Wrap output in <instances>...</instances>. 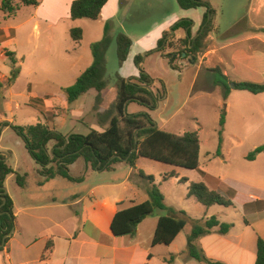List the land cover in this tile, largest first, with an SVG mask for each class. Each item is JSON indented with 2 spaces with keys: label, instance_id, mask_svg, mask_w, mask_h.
Instances as JSON below:
<instances>
[{
  "label": "crops",
  "instance_id": "obj_1",
  "mask_svg": "<svg viewBox=\"0 0 264 264\" xmlns=\"http://www.w3.org/2000/svg\"><path fill=\"white\" fill-rule=\"evenodd\" d=\"M74 1L43 0L41 3L38 1L40 3L38 7L21 3L19 10L10 17L18 15L24 7L36 8L35 16L24 19L13 27L0 28V38L16 39L19 31L21 32L28 26H31V32H34L38 30L41 22L48 24V27H54L63 19H71L70 12ZM123 2L124 0H109L99 20L114 23L115 18L119 19L122 5H125ZM145 2L149 4L147 0ZM162 4L163 2L160 3L161 9ZM230 10V21L226 23V26L220 22L214 25L215 30H219L220 33L218 36L208 37L203 49V62L210 73L211 70L219 68L231 81L264 84V0H235ZM164 18L166 21L163 25L156 27L151 34L139 41L144 50L149 52L155 50L165 33H169V28H173L176 23L180 22L177 15L167 14ZM201 24H194L191 29L200 27ZM239 26L243 27L239 28ZM178 33L177 38H180L181 35L185 36L186 31L180 29L176 31V36ZM155 54L165 57L162 52H155ZM1 56L7 57L4 50ZM14 58L19 67L26 60L25 55L19 53H14ZM141 63L142 61L137 66L143 70ZM179 68L178 72L182 73V67ZM106 90L102 93V103L97 107L95 103L94 107L98 109V119L92 122L97 128L91 131L103 132L104 126H108V124L102 126L99 122V115L112 105L105 106L106 99L103 95ZM92 91L96 92L97 97L98 92L95 89L87 94ZM223 100L226 104L227 116L220 159L228 163L231 161L232 153L236 152L242 161L234 166L233 172L226 171L211 175L203 171L219 180L217 188L206 181L203 176L202 182L206 183L211 190L217 189L225 196L232 191L234 206L224 207L223 211L214 213L212 212L214 206L207 208L201 204L206 211L203 213L204 216L198 220L216 217L221 224H232L233 227L226 235L218 233L219 228H216L212 233L198 239L197 245L204 251L207 258L216 262L256 264L258 239L261 237L264 240V152L253 161L247 160V156L264 145V93L255 95L247 91H232L229 97ZM68 104V109L72 108L69 102ZM56 108H52V112L41 110V113H45L46 116L51 114L54 116L51 121H47L46 116L43 115L45 121L40 122L43 124L49 122V126L55 130L57 128L53 124L58 115L54 113ZM65 113L66 111L62 114ZM230 119L235 123L232 131L228 129ZM49 148L52 152L53 143H50ZM2 155L6 157V153ZM11 158L12 156L8 154L6 162L9 166ZM81 159L83 158L78 161ZM142 160L144 159L140 158L137 161L136 169L122 163L117 165L114 171L108 172L93 170L83 159L82 173L79 178L72 174L77 161L70 168L71 176L79 179L77 182L61 177L45 181L39 174L40 166L37 164L39 167L35 171L40 179L35 180L33 187L30 188L25 175V186L20 187L17 184L21 190L17 197L11 195L7 189L14 202L16 226L7 248L0 253V264H152L155 249L154 235L160 218L166 215L156 213L144 220L138 226L134 237H115L111 231L113 219L118 211L149 200L145 185L138 180H144L139 177L140 171L149 175L141 167ZM176 174L178 176L177 171ZM14 176L13 174L7 178L6 188L8 181ZM89 181L91 182L89 190L83 192L82 187ZM190 183L188 180L185 184ZM76 184L81 187V190H72V185ZM184 231L169 247L175 245ZM49 241L53 243L50 259L41 263ZM185 248H187V243ZM35 249H37L36 252ZM183 250L178 256L175 255L176 259L173 264H194L193 262L201 264L190 259L187 252ZM183 254L187 257L181 261L179 256ZM150 255L151 259H149Z\"/></svg>",
  "mask_w": 264,
  "mask_h": 264
},
{
  "label": "rangeland",
  "instance_id": "obj_2",
  "mask_svg": "<svg viewBox=\"0 0 264 264\" xmlns=\"http://www.w3.org/2000/svg\"><path fill=\"white\" fill-rule=\"evenodd\" d=\"M37 1L41 3L43 0ZM147 1L149 4L145 0H124L125 5H122L119 19L115 18L114 23L103 19L99 21L63 19L54 27H48V24L41 22L38 30L34 32H31L32 28L28 26L21 32L19 31L16 39L0 38V154L6 153V157L8 154L12 156L9 161L10 166L19 175L27 176L26 181L29 182L31 188L35 180L40 179L35 171L39 166L28 154L21 138L9 126L6 127V124L26 127L40 122L44 123L45 116L41 110L52 112V108L57 107L54 113L58 115L53 125L64 136L88 135L91 129L97 128L93 123L98 119V109L94 107L96 92L92 91L85 95L79 101L71 104L72 108L68 109L69 104L63 89L74 85L78 78L92 66L94 63L92 46L103 40L106 24L112 23L114 24L111 28L112 43L106 55L107 73L105 79L108 82V87L103 95L106 99L105 106L114 104L117 100L118 76L127 79L139 76L140 68L135 60L137 57H141L140 66L155 80L151 85H148L151 91L156 94L158 91L160 95L164 91L166 93V99L159 102L157 107L149 112L157 127L179 136L187 132H198L202 147L201 171H190L147 159L142 160V169L155 178V184L165 196L167 206L175 210L174 214H170L169 211H157L156 213L182 218L179 212H185L187 216L198 220L204 216L206 208L195 199L188 198L189 185L181 183L180 180L185 178L191 183H201L203 177L207 175L205 172L211 175L226 171L233 172L234 166L242 161L236 152L232 153L231 161L228 163L223 162L216 155L223 112L225 121L227 116L223 90L213 86L212 74L203 62L204 48L200 49L195 56L187 57L188 53H183L186 49L184 41L187 37L186 33L185 36L181 35L180 38H177L179 33L176 36V31L172 27L169 28V35L162 49V54L165 57L144 50L139 41L151 34L156 27L163 25L166 21L164 17L167 14L177 15L178 21L188 19L193 22L192 25H200L207 9L185 11L180 9L177 0ZM206 1L215 11L212 16L213 25L210 27L209 36H218L220 32L215 30L214 25L220 22L226 26V23L230 21V8L234 5L235 0ZM2 2L3 0H0V6ZM161 2H163L162 9L160 8ZM35 11L34 7H24L18 15L10 18L0 12V28L13 27L21 23L22 20L35 16ZM242 27L239 26V28ZM75 28L83 31V40L79 45L71 37V30ZM199 29L200 27L191 29L192 40L199 37ZM120 32L127 34L133 41L130 56L123 68H120L117 56L116 37ZM3 50L4 54L7 51L25 55L26 60L20 67L17 64L14 66L8 57L1 56ZM170 59L177 62L176 67H182V73L170 67ZM16 68L20 69V73L9 86L8 81L13 77V71ZM65 111L66 113L62 114ZM147 111L138 104H131L127 108L129 114ZM232 126H235V123L230 119L228 121L230 131L233 130ZM83 162L81 159L73 168L74 177H80ZM175 170L178 176L164 181V177L171 172H176ZM138 180L145 185V191L148 194L149 183L145 180ZM90 186L91 182L89 181L82 187V191L86 192ZM6 189L16 197L21 192L15 176L8 181ZM73 189L81 190V187L76 184L72 185ZM228 194H232V191H229ZM224 209V207L214 206L212 212L218 213ZM192 229V224H189L173 247L164 245L155 247L152 264H164L165 259L170 260L172 255L178 256L182 249L187 252L185 247L188 238L186 237L190 232L192 233ZM179 257L183 261L187 256L183 254Z\"/></svg>",
  "mask_w": 264,
  "mask_h": 264
},
{
  "label": "trees",
  "instance_id": "obj_3",
  "mask_svg": "<svg viewBox=\"0 0 264 264\" xmlns=\"http://www.w3.org/2000/svg\"><path fill=\"white\" fill-rule=\"evenodd\" d=\"M108 1L75 0L71 6V19L74 21L83 19L97 21L100 19L102 10ZM21 3L34 7L40 5L36 0H3L0 11L10 17L19 10ZM177 3L180 9L185 11L200 8L207 9L199 29L198 38L191 39V26L193 24L191 20L184 19L173 26L174 31L180 29L186 31L190 28L189 36L184 39L186 49L183 53L187 52V57L195 56L206 45L210 27L213 25L212 16L215 11L206 0H177ZM111 28L112 23H107L103 40L92 46L94 55L92 66L78 78L74 85L63 89L70 104L76 102L93 89L98 92L96 107L102 103V93L108 87V82L105 79L107 73L106 55L112 43ZM168 35L169 33H165L164 37L159 41L157 49L151 52H162ZM71 37L74 42L80 43L83 40V31L79 28L72 29ZM116 43L119 66L122 68L128 60L133 41L125 33H119L116 37ZM5 55L16 66L17 61L14 58V54L6 51ZM141 61V57L136 58L137 65ZM175 62V60L170 59V67L175 71H180V68L175 66L177 65ZM19 73L20 69H14L13 77L8 81L9 86L17 79ZM211 73L213 86L220 87L223 90L224 99H227L232 91H247L255 95L264 93V84L231 81L219 68L211 70ZM153 82V78L144 70H140L138 78L124 79L118 76L117 100L108 110L99 115L100 125L108 124L107 127L104 126L103 132L92 130L88 135L72 134L64 136L50 127L49 122L26 127L6 124V127L9 126L24 142L29 155L40 166L39 174L45 181L57 177L72 182L79 181V179L71 176L70 168L80 158H83L93 170L98 171L112 172L117 165L122 163H126V165L136 169L137 161L140 158L190 171L200 170L201 142L198 132H187L179 136L155 127L156 123L149 112L129 114L125 111V107L131 104H138L149 111H153L159 102L166 99L165 91L160 95L158 91L156 94L144 87L151 85ZM43 115L46 116L45 113ZM53 116H46V120L51 121ZM220 126L219 147L216 154L218 157L222 156V136L225 127L224 112ZM136 138H138V141H136ZM50 143H53L52 152L49 148ZM263 152L264 145L250 153L247 156V160L253 161ZM5 158L4 155L0 154V253L5 251L11 239V237L7 238L5 245H3L4 238L16 226L14 202L7 192L6 180L10 175L14 174L17 184L20 187L25 186V176L15 172L7 164ZM139 177L150 185L148 190L149 200L117 212L111 225V231L115 237H134L137 234L138 226L157 211H169L170 214H174L175 210L167 206L165 196L155 184V178L146 175L142 171L139 173ZM175 177H177L176 172H171L164 177V181ZM205 180L215 185L216 188L220 183L219 180L210 175H205ZM180 182L188 183V179H181ZM188 190L189 198L196 199L198 203L207 208L215 205L225 208L234 206L232 201L233 192L226 196L222 195L217 189L211 190L204 182L190 183ZM179 214L182 215V218L174 215H166L160 218L154 235L153 246L172 245L186 226L192 224V233L187 239L188 257L201 264H223L207 258L204 251L197 245V240L212 233L216 228H219L218 233L226 235L233 225L221 224L216 217L208 220H195L189 218L185 212H179ZM52 248L53 243L49 241L41 263H45L50 259ZM151 258L152 256L150 255L149 259ZM175 259L176 256L172 255L170 260H166L165 263L173 264ZM256 264H264V240L261 237L257 243Z\"/></svg>",
  "mask_w": 264,
  "mask_h": 264
},
{
  "label": "water",
  "instance_id": "obj_4",
  "mask_svg": "<svg viewBox=\"0 0 264 264\" xmlns=\"http://www.w3.org/2000/svg\"><path fill=\"white\" fill-rule=\"evenodd\" d=\"M209 21H210V19H209ZM189 29H190V28H189ZM189 29L186 30V36L189 35ZM172 32H173L172 34L174 35L175 33H174L173 30H172ZM173 35H171V36H173ZM171 36H169V37H171ZM195 39H196V38H195ZM144 87L148 88V89L151 91V88H150L149 86H144ZM127 108H128V106L125 107V111H127ZM155 127H157V124L155 125ZM136 141H138V138H136ZM134 151H135V150H134ZM7 158H8V156L6 157L5 160H7ZM13 233H14V230H13L8 236H6V237L4 238L3 245H5V241H6V239L9 238V237H11V236L13 235Z\"/></svg>",
  "mask_w": 264,
  "mask_h": 264
}]
</instances>
